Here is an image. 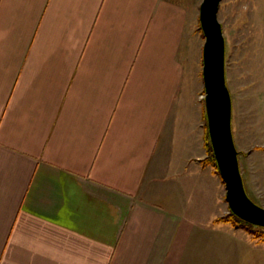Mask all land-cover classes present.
<instances>
[{
	"label": "crops",
	"instance_id": "0c3cea01",
	"mask_svg": "<svg viewBox=\"0 0 264 264\" xmlns=\"http://www.w3.org/2000/svg\"><path fill=\"white\" fill-rule=\"evenodd\" d=\"M201 2L0 0V264L208 262Z\"/></svg>",
	"mask_w": 264,
	"mask_h": 264
},
{
	"label": "rangeland",
	"instance_id": "374dc122",
	"mask_svg": "<svg viewBox=\"0 0 264 264\" xmlns=\"http://www.w3.org/2000/svg\"><path fill=\"white\" fill-rule=\"evenodd\" d=\"M219 20L226 40V75L241 171L249 195L264 206V0H222ZM226 224L216 237L211 234L209 252L205 246L202 249L209 259L202 264H264V239Z\"/></svg>",
	"mask_w": 264,
	"mask_h": 264
},
{
	"label": "water",
	"instance_id": "95a60500",
	"mask_svg": "<svg viewBox=\"0 0 264 264\" xmlns=\"http://www.w3.org/2000/svg\"><path fill=\"white\" fill-rule=\"evenodd\" d=\"M222 0H202L200 22L205 36L203 79L208 130L219 174L226 185L230 210L241 219L264 227V206L249 195L240 166L233 126V101L226 75V40L219 10Z\"/></svg>",
	"mask_w": 264,
	"mask_h": 264
},
{
	"label": "trees",
	"instance_id": "16d2710c",
	"mask_svg": "<svg viewBox=\"0 0 264 264\" xmlns=\"http://www.w3.org/2000/svg\"><path fill=\"white\" fill-rule=\"evenodd\" d=\"M206 138L208 141L209 153H210V156H209V158H207L206 162L211 163L213 166H215L217 169V172H218L217 162H216V158H215V155L213 152L209 132H207ZM215 222H217V223H220V222L231 223L233 226L244 228L248 232L252 233L255 237H262V239H264V227L253 225V224L241 219L236 214H234L232 211H229V213L226 215L218 217L217 219H215Z\"/></svg>",
	"mask_w": 264,
	"mask_h": 264
}]
</instances>
